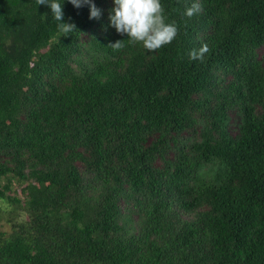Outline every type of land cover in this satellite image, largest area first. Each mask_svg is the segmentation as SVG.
<instances>
[{"label":"trees","instance_id":"1","mask_svg":"<svg viewBox=\"0 0 264 264\" xmlns=\"http://www.w3.org/2000/svg\"><path fill=\"white\" fill-rule=\"evenodd\" d=\"M58 2L0 0V264H264V0H161L155 53Z\"/></svg>","mask_w":264,"mask_h":264},{"label":"clouds","instance_id":"2","mask_svg":"<svg viewBox=\"0 0 264 264\" xmlns=\"http://www.w3.org/2000/svg\"><path fill=\"white\" fill-rule=\"evenodd\" d=\"M37 5H47L51 14L59 23L57 27L64 33L76 31L74 23H65L62 4L58 0H35ZM75 8L90 5V19L99 18L98 9L92 0H68ZM114 7L109 14L110 26L117 33L127 35V40H117L110 43L114 51L122 50L125 42L140 44L149 53H155L166 45L171 44L178 35L179 29L175 21H168L161 0H113ZM202 10L199 0H194L191 6L186 7L183 15L192 18ZM209 51L206 44L199 49L189 52L190 60L203 61L205 53Z\"/></svg>","mask_w":264,"mask_h":264},{"label":"rangeland","instance_id":"3","mask_svg":"<svg viewBox=\"0 0 264 264\" xmlns=\"http://www.w3.org/2000/svg\"><path fill=\"white\" fill-rule=\"evenodd\" d=\"M12 195H16V193H12ZM17 195H18V193H17ZM0 205L5 209V217H6L7 212L11 207L7 206L6 203L3 201L0 202ZM10 230H11L10 223L7 222L5 219H1L0 220V231H3L7 234L10 232Z\"/></svg>","mask_w":264,"mask_h":264}]
</instances>
